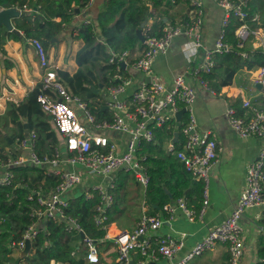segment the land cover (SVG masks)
I'll return each mask as SVG.
<instances>
[{
    "label": "built area",
    "instance_id": "1",
    "mask_svg": "<svg viewBox=\"0 0 264 264\" xmlns=\"http://www.w3.org/2000/svg\"><path fill=\"white\" fill-rule=\"evenodd\" d=\"M82 1L85 11L94 3V0ZM163 1L177 5L182 0ZM189 2L185 15L175 23L167 22L159 36L149 35L153 19L147 22L143 31L146 36L145 48L140 56L132 58L130 51L111 52L110 63L116 65L113 79L117 82L111 83L107 88L108 98L105 104L112 115L111 120H98L88 102L68 90L65 82L59 78L56 67L50 62L43 43L38 38H32L43 69L42 93L38 96V101L45 111L52 114L55 125L64 138V150L59 146L52 156L41 157L37 152V133L31 130L16 138L21 153L17 156L10 154L6 160L0 161V185L3 186L13 184L14 168L23 165L44 167L48 174L58 177L50 192H45L42 187L30 192L28 199L33 201L36 198L37 201L31 207L32 222L23 238L18 242H11L17 255L25 247L26 239L33 241L44 231L41 222L49 218L64 221L69 233L77 232L81 235L84 232L83 240L88 246L87 259L90 263L99 262L98 242L86 234L76 217L65 212L70 202L66 193L83 183L84 172H88L100 178L86 189L88 199L95 195L100 199L96 206L95 224L106 231L103 240L109 239L116 245L119 264H131L132 261L146 264L159 258L168 259L169 264H187L194 257L214 250L219 244H226L228 247L229 258L226 264H241L245 249L242 216L250 207L264 206V148L259 158L250 164L246 186L231 214L211 228L190 252L175 260L185 245L184 239L173 235L159 236L158 233L165 222L180 212L192 221L203 218L206 213L210 171L219 164L222 147L216 133L197 129L193 105L204 92L209 96L218 95L207 75L216 66L214 56L232 50L224 30L232 16L241 22L235 31L238 47L243 48L249 42L253 50H260L264 56V25L258 14L252 18V22L248 19L247 10L251 0H215L225 14L223 28L211 48L204 43V0ZM149 6L155 12L151 3ZM252 23L258 25L254 27ZM181 35L187 37L183 53L188 63L184 71L174 77L173 85L169 87L163 80L154 78V64L158 55L167 53L173 39ZM202 49L205 51L204 59L196 64L195 60ZM242 56L247 58L248 52L243 51ZM122 62L126 63L125 69ZM130 69L146 74L151 79L136 81L128 73ZM123 70H127V74ZM255 76V82L264 89V65L259 66ZM242 103L249 109V115L241 114L235 106L229 105L226 109L229 125L242 138L264 136V108L256 106L251 100H243ZM182 108H186L185 114L188 113L187 123L181 132L182 138L179 144L174 139L170 140L167 151L175 154L195 179L204 182L201 207L190 205L185 197H180L164 204L155 214H148L145 209L132 230L119 229L114 226V222L107 224L106 212L115 200L113 190L116 187V172L121 169L132 172L137 183L144 191L147 190L150 175L145 158L138 155L139 146L143 141L155 139L156 128L177 120L176 115ZM136 255L139 259L135 258ZM20 264L28 263L23 259ZM50 264L62 263L52 260Z\"/></svg>",
    "mask_w": 264,
    "mask_h": 264
},
{
    "label": "trees",
    "instance_id": "2",
    "mask_svg": "<svg viewBox=\"0 0 264 264\" xmlns=\"http://www.w3.org/2000/svg\"><path fill=\"white\" fill-rule=\"evenodd\" d=\"M149 3L155 12L150 10ZM0 5L22 10L30 7L33 12H24L17 16L15 25L23 30L27 37L38 38L47 47L53 44V39L63 29V24H68L74 19L77 7H84V1L0 0ZM173 6L175 5L163 0H105L96 13V18L83 24L78 30L77 38L85 42L77 54L79 69L73 75L61 69L57 70V73L73 95L88 102L90 110L98 120L112 119L109 109L103 107L105 97L101 94L111 83H117L113 79L116 65L110 63L111 52L130 51L133 55L138 50H144L145 43L141 42L137 34L138 29L143 22L152 18L149 35H161L167 22L177 21L170 17V9ZM247 11L250 22L258 14L261 24L264 25V0H251ZM58 17L61 18L59 22L55 20ZM240 23L232 16L224 27L232 50L216 54V66L213 72L207 75L217 91L231 84L240 69L264 65L261 51L253 50L249 42L243 48L238 47L235 31ZM252 25L255 27L258 24ZM4 33L8 38L17 40L21 39V36L5 26L0 29V59L2 65L8 68L14 65V62L9 59L3 48L6 40ZM243 51L248 52L247 58L242 56ZM123 72L127 74V70ZM101 85L104 88L97 93L95 89H99ZM41 88L42 83L31 90L21 102H7L5 113L0 115V161L9 156L6 147L12 148L14 145L10 140L15 142L17 137H22L31 130L37 133V152L41 157L52 156L55 149L61 145L62 136L54 120L48 117V112L38 101V96L42 93ZM187 120L188 113L184 114L179 122L175 120L156 128L153 141L141 142L138 155L145 158L144 162L150 175L147 190L142 189L132 172L123 169L116 172V187L113 190L115 200L106 212L107 224L115 222L120 228L132 229L141 219L143 206L147 208L148 214H155L164 204L180 197H185L190 205L201 207L204 182L195 179L183 162L167 151L168 143L172 139L175 140L176 133L178 138L175 141L179 144L182 128ZM17 154L15 152L14 156ZM14 173L11 186L0 185V264L16 263L18 255L14 254L11 242L20 241L32 222L31 207L37 199L29 200L30 192L39 187L45 192H50L58 181L56 175L48 174L41 166H17ZM79 189L69 198L65 212L79 220L88 236L102 245L106 244L103 240L106 231L94 221L99 196L88 199L87 187ZM65 225L64 221L43 219L41 226L45 229L32 241V251L24 261L28 264H50L52 260L62 264H90L87 259V244L77 232H67ZM259 247L257 264H264V236L260 239Z\"/></svg>",
    "mask_w": 264,
    "mask_h": 264
},
{
    "label": "crops",
    "instance_id": "3",
    "mask_svg": "<svg viewBox=\"0 0 264 264\" xmlns=\"http://www.w3.org/2000/svg\"><path fill=\"white\" fill-rule=\"evenodd\" d=\"M104 2L105 0H100L98 12ZM189 3V0L180 1L175 6L185 4L187 9L177 11L171 8L170 17L179 20L188 11ZM204 3L206 8L203 29L204 43L211 48L223 28L222 21L225 11L217 5L215 0H204ZM2 9L4 7L0 5V10ZM18 9L21 12L20 15L24 12H33L30 7H26L25 10ZM90 15L88 10L85 11L83 8L77 7L76 16L70 23L63 24V29L53 39V44L44 46L50 62L57 70H65L71 75L78 71L77 54L84 47L85 42L83 39L77 38V33L83 24L96 18V14ZM15 18L12 19V23L18 29L15 25ZM55 20L59 22L61 18L58 17ZM18 30L17 34L21 36L19 40L8 38L5 33L3 35L6 38L3 48L14 65L6 68L0 59V115L5 113L9 100L21 102L42 81L43 69L40 66L36 46L32 42V38L27 37L23 30ZM186 41L187 37L184 35L174 38L167 53L158 55L155 60L154 78L163 80L169 87L173 85L174 77L182 73L188 63V59L183 53V44ZM142 52L143 49L138 50L132 56L138 57ZM204 53L203 49L199 52L195 60L196 64L203 61ZM258 68L259 66L252 69L247 67L240 69L231 84L223 86L217 91V96H209L204 92L203 96L198 98L193 105V111L197 118V129L200 131L211 130L216 133L222 151L219 164L210 171L209 204L203 218L192 221L180 212L173 219L165 222L158 230L159 236L173 235L184 239L185 245L176 255L175 260L190 252L211 228L223 222L231 214L246 186L248 168L252 162L259 158L264 148V136L242 138L233 130L226 118V109L229 105L235 106L239 113L249 115L250 111L243 106V100H251L256 106L264 108V89L255 82ZM128 73L136 81L151 79L148 75L134 69H130ZM104 97L106 103L107 90H105ZM105 103L103 107L108 109ZM61 138L60 147L64 150V138ZM13 147H6L8 155L15 152L21 153L22 150L19 149L16 140ZM25 152L28 154V151ZM74 191L69 190L66 193V198L73 197ZM145 209L147 212V208L143 206V212ZM242 225L245 249L241 264H257L260 239L264 236V206L246 209L242 216ZM114 226L120 229L115 222ZM104 242L106 244L98 243L100 261L90 264H119L116 245L109 239ZM14 254L17 255L15 252ZM138 257V255L135 256L136 259H139ZM228 258L227 245L219 244L214 250L194 257L187 264H226ZM146 264H169V261L166 258H159Z\"/></svg>",
    "mask_w": 264,
    "mask_h": 264
},
{
    "label": "water",
    "instance_id": "4",
    "mask_svg": "<svg viewBox=\"0 0 264 264\" xmlns=\"http://www.w3.org/2000/svg\"><path fill=\"white\" fill-rule=\"evenodd\" d=\"M20 10L17 8V7H10V8H4L2 10H0V29L2 26H5L7 27V29H9L10 31L12 32H15V33H19V30L16 29L12 23V19L19 16L20 15ZM147 22H143L142 25H141V28L138 29L137 31V34L141 40L142 43L145 42L146 40V36L144 35V27L146 26ZM122 67L123 69L126 68V63L125 62H122ZM258 86H260L258 84ZM104 86L101 85L100 88H103ZM95 91L98 93L100 91V89H95ZM186 112V108H182L178 113H177V121H181L182 120V117L184 116ZM48 117L50 119H53V116L52 114L48 113ZM27 127V125H26ZM175 140H177L178 138V133H176L175 135ZM10 143L11 144H14V141L13 140H10ZM81 237L84 238L85 237V234L84 232L81 233ZM32 248H33V242L31 239H26V244H25V247L20 251V254L16 260V264H20L21 260L25 259L32 251ZM131 264H136L134 261L131 262Z\"/></svg>",
    "mask_w": 264,
    "mask_h": 264
},
{
    "label": "rangeland",
    "instance_id": "5",
    "mask_svg": "<svg viewBox=\"0 0 264 264\" xmlns=\"http://www.w3.org/2000/svg\"><path fill=\"white\" fill-rule=\"evenodd\" d=\"M99 2L100 0L98 1H94V3L91 5V7L89 8V16H91L90 14H96L98 12V9L100 8V5H99ZM180 6H173L172 8H174V10L176 9L177 11H185L187 8L185 6V4H179ZM184 16V15H182ZM84 18V16H82ZM101 94L104 95L105 94V90H102L101 91ZM84 119V118H83ZM85 121V119L83 120ZM82 171H85L84 168H81ZM84 176H85V180L83 181V183L75 186L74 188H72L71 190H75L74 192L76 193L77 191H79L80 187H87L89 184H92V183H95V182H98L100 180V178H97L95 176H92L90 175L88 172H84ZM77 190V191H76ZM74 193V194H75ZM12 256H15L14 254H12ZM6 264H9V262H7Z\"/></svg>",
    "mask_w": 264,
    "mask_h": 264
}]
</instances>
